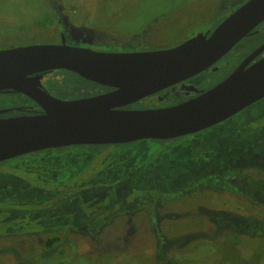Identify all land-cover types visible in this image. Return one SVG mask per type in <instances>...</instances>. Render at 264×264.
<instances>
[{
	"label": "rangeland",
	"instance_id": "rangeland-1",
	"mask_svg": "<svg viewBox=\"0 0 264 264\" xmlns=\"http://www.w3.org/2000/svg\"><path fill=\"white\" fill-rule=\"evenodd\" d=\"M247 1L0 0V49L54 44L59 13L102 44L175 47L211 34ZM253 39L242 42L247 54L264 32L256 45ZM230 70L207 73L204 83ZM57 71L59 81L48 85L61 99L105 88ZM5 103L0 96V108ZM259 180L264 99L177 138L12 158L0 164V264H264V197L253 189Z\"/></svg>",
	"mask_w": 264,
	"mask_h": 264
},
{
	"label": "water",
	"instance_id": "water-1",
	"mask_svg": "<svg viewBox=\"0 0 264 264\" xmlns=\"http://www.w3.org/2000/svg\"><path fill=\"white\" fill-rule=\"evenodd\" d=\"M264 22V0H248L195 44L114 53L64 44L0 51V90L14 88L39 101L44 113L0 119V161L49 148L171 139L221 123L264 97V58L196 98L157 109L122 106L207 70ZM264 45L252 54L254 59ZM63 68L115 87L94 97L64 100L40 87L44 73Z\"/></svg>",
	"mask_w": 264,
	"mask_h": 264
},
{
	"label": "flooded vegetation",
	"instance_id": "flooded-vegetation-1",
	"mask_svg": "<svg viewBox=\"0 0 264 264\" xmlns=\"http://www.w3.org/2000/svg\"><path fill=\"white\" fill-rule=\"evenodd\" d=\"M237 9H235V10H237ZM57 19H58V24H59V40L57 42H55L54 44L66 43V44L71 45V46L83 47V48H88V49H93L96 51H103V52H114V53H131V52H141V51H152V50L165 49V48L144 49V48L137 47L138 49H136V50L132 49L131 50V49H127L126 45L124 46L121 44H117V43H115V41L102 44V42H99L96 39V33L95 32H93V34H92L91 31L81 30V28H80L81 26H75L73 24V22L70 21L68 16H64V14L59 13V16L57 15ZM213 31H212V33H213ZM262 32H264V22L259 24L253 31H251L246 37H244L239 43H237L229 51V53H227L224 57H222L219 61H217L214 65H212L207 70H205V71L201 72L200 74H197L191 78H188L184 81L176 83V84L169 86L165 89H162L161 91H158L155 94L149 95V96L144 97V98H142L136 102L122 106V108L143 109V107L147 106L150 109H157V108H164V107H170V106L178 105L180 103H183V102H186V101L191 100L193 98H196L200 94L210 90L211 88L215 87L220 82L225 80L237 68H239L242 64L247 63L246 68H249V67L253 66L255 63H257L259 60L263 59L264 58V50L258 56H256L254 59L249 60V58L252 56V54L264 45V39L259 44H257V40H256L257 37H259L260 34H262ZM211 34H209V35L206 34V35L209 37ZM197 35H196V37H197ZM196 37L194 38V40L190 41L189 43H186L185 45L195 44L196 43ZM252 37H254V39L251 41V44L252 45L257 44V46L247 54L245 47L241 48L243 46L242 42H244L247 39H250ZM247 47H249V46H247ZM12 48H17V47H9V48H5V49H12ZM168 48H170V47H168ZM5 49H0V51L5 50ZM232 53H236V55H234L233 57H229V59L231 58L232 60L227 62L228 57L226 58V56H229ZM224 67L225 68L230 67L231 70L226 75L220 77L216 82L212 83L211 85L204 83V78H205L207 73H219V72H221V70L224 69ZM58 69H63V68L51 69V70L45 72L43 77L40 80L41 81L40 87L43 90L47 91L49 94L56 96L58 98H61L58 94L51 91V89H50L51 87L48 85L50 83V81L51 82H58L59 81L58 76L60 75V72L57 71ZM66 70H68V69H66ZM69 71H71V70H69ZM72 72H74V71H72ZM83 78H85V77H83ZM64 82L67 86L68 80L64 81ZM104 87L105 88L103 89V92L102 93L98 92L97 95H95V96L105 94V93H109V92H112L115 90V87H109L106 85H104ZM0 96H2L6 102L5 103L6 105H4L3 107L0 108V119H7V118L21 117V116H30L33 114L45 112L44 106L42 104H40L37 99H35L33 96H31V95H29L23 91H20V90L14 89V88L1 89L0 90ZM91 97H93V96H91ZM263 99H264V97L259 99L255 103H257ZM255 103L251 104L250 106L254 105ZM250 106H248V107H250ZM248 107H246V108H248ZM245 109H243L242 111H244ZM242 111H240V112H242ZM240 112L236 113L235 115L239 114ZM235 115H233V116H235ZM72 146H75V145L64 146V147L70 148ZM91 146H102V145H91ZM57 148H59V147H57ZM41 151H44V150H41ZM38 152H40V151H35V152L27 153L24 155H19L17 157H13V158L28 156V155L36 154ZM9 159H12V158H9ZM9 159L4 160V161H0V164L8 161ZM20 183L17 185H20ZM21 184H23V183H21ZM60 196H62L64 198L65 195H63V193H61ZM61 205L63 206L64 204L62 203Z\"/></svg>",
	"mask_w": 264,
	"mask_h": 264
},
{
	"label": "trees",
	"instance_id": "trees-1",
	"mask_svg": "<svg viewBox=\"0 0 264 264\" xmlns=\"http://www.w3.org/2000/svg\"><path fill=\"white\" fill-rule=\"evenodd\" d=\"M253 189H254V191L260 193L264 197V180L256 181L253 184ZM58 241H59V238L54 237V239L49 242V246L50 247L54 246V243H56ZM59 264H67V263L65 261H61V262H59Z\"/></svg>",
	"mask_w": 264,
	"mask_h": 264
}]
</instances>
